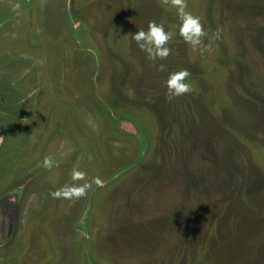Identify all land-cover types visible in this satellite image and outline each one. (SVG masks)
<instances>
[{
  "label": "rangeland",
  "instance_id": "rangeland-1",
  "mask_svg": "<svg viewBox=\"0 0 264 264\" xmlns=\"http://www.w3.org/2000/svg\"><path fill=\"white\" fill-rule=\"evenodd\" d=\"M185 3L0 0V264H264V0Z\"/></svg>",
  "mask_w": 264,
  "mask_h": 264
},
{
  "label": "clouds",
  "instance_id": "clouds-1",
  "mask_svg": "<svg viewBox=\"0 0 264 264\" xmlns=\"http://www.w3.org/2000/svg\"><path fill=\"white\" fill-rule=\"evenodd\" d=\"M168 2L169 0H164V3ZM171 4L177 8L180 20L182 21L179 34L183 37L184 41L191 45L193 49H200L202 55L204 52H210L211 44L204 45L203 43L202 38L205 37L207 33L203 29L200 18L185 11L187 6L185 0H171ZM173 35V32L165 31L163 24H157L153 21L149 23L147 32L141 30L131 37L142 50L148 53L150 59L155 60L157 58L164 59L169 55L170 49L166 45L172 39ZM215 38H219L218 32ZM161 68H163V66H161ZM189 76L190 73L187 70L174 72L169 75L166 82L168 100L180 97L192 91V85L188 80ZM2 139L3 137H0V140ZM44 166L46 168L52 166L51 158H45ZM84 177L85 174L80 171H74L72 174L74 180H83ZM93 182L97 186H102V181L99 178H95ZM89 187H91V185L88 183L80 187H69L66 185L64 188L51 193V195L54 198H59L61 196L65 198L73 196L82 197L86 194V190Z\"/></svg>",
  "mask_w": 264,
  "mask_h": 264
},
{
  "label": "flooded vegetation",
  "instance_id": "flooded-vegetation-1",
  "mask_svg": "<svg viewBox=\"0 0 264 264\" xmlns=\"http://www.w3.org/2000/svg\"><path fill=\"white\" fill-rule=\"evenodd\" d=\"M3 209V211H7V214L11 215L12 217V213H14V209H15V205L11 202V201H6L3 202L2 205H0Z\"/></svg>",
  "mask_w": 264,
  "mask_h": 264
},
{
  "label": "water",
  "instance_id": "water-1",
  "mask_svg": "<svg viewBox=\"0 0 264 264\" xmlns=\"http://www.w3.org/2000/svg\"><path fill=\"white\" fill-rule=\"evenodd\" d=\"M3 203V202H2ZM2 205V204H1Z\"/></svg>",
  "mask_w": 264,
  "mask_h": 264
}]
</instances>
